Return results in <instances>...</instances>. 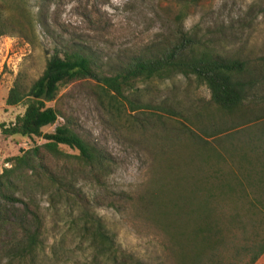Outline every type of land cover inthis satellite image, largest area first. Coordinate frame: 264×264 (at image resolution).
Segmentation results:
<instances>
[{
    "label": "trees",
    "instance_id": "obj_1",
    "mask_svg": "<svg viewBox=\"0 0 264 264\" xmlns=\"http://www.w3.org/2000/svg\"><path fill=\"white\" fill-rule=\"evenodd\" d=\"M175 1L180 5L175 29L150 51L113 66L102 63L84 44L62 40L39 77L25 84L24 75L16 76L6 105L23 104L24 110L9 123H0V131L27 138L33 145L7 158L10 166L0 173V229L22 231V249H36L41 228L38 214L18 193L38 187L53 199L73 201L70 183L66 185L51 162H62L67 170L77 163L82 174L94 178L110 167L106 152L77 132L73 118L50 104L60 88L76 81L94 82L100 102L111 104L117 117L130 118L147 105L135 104L138 84L180 75L194 77L210 92L201 109L170 112L183 118H174V127H184L191 154L183 167L173 156L160 159L153 166L160 176L151 179L140 200L126 202L139 208L161 233L171 264H255L264 254V56L252 64L239 54L218 51L184 26L187 10L199 0ZM7 31L0 26V34ZM200 117L202 127L215 121L205 135L194 130ZM51 126L53 130L44 131ZM36 139L43 143L36 144ZM176 168L179 174L168 180ZM111 206L117 208L114 202ZM83 216L81 230L92 251L91 264H147L123 250L101 218L88 212Z\"/></svg>",
    "mask_w": 264,
    "mask_h": 264
},
{
    "label": "rangeland",
    "instance_id": "obj_2",
    "mask_svg": "<svg viewBox=\"0 0 264 264\" xmlns=\"http://www.w3.org/2000/svg\"><path fill=\"white\" fill-rule=\"evenodd\" d=\"M179 9L175 0H0V26L8 30L0 34V123H9L24 110L23 104L6 105L16 76L24 75L25 84L39 77L46 61L55 54L58 41L84 44L102 63L118 66L162 44L175 29ZM184 26L225 54H239L252 64L264 56V0H199L187 10ZM94 85L76 81L62 86L50 104L73 118L77 132L106 152L109 169L94 178L82 174L77 163L66 164L70 166L67 170L62 162H51L66 185L70 183L73 201L53 199L48 190L38 187L18 193L16 196L40 218V241L36 249L27 251L22 249V231L1 228L0 264H91L92 251L81 230L83 212L101 218L123 250L147 264H171L161 233L150 218L126 200H140L151 179L160 176L153 167L160 159L173 156L179 165L187 160L191 154L187 150L189 139L184 127L177 129L173 122L183 118L170 112L201 109L210 92L194 77L180 75L138 84L140 96L135 104L147 105L129 118L125 114L117 117L106 100L101 103ZM213 122L202 127L200 117L194 130L205 135ZM41 143L42 139H36V144ZM31 145L27 138L7 137L0 131V173L10 166L7 158ZM177 174L179 168L168 180L173 181ZM113 202L117 208L111 206ZM15 205L24 207L22 202ZM255 264H264V254Z\"/></svg>",
    "mask_w": 264,
    "mask_h": 264
}]
</instances>
